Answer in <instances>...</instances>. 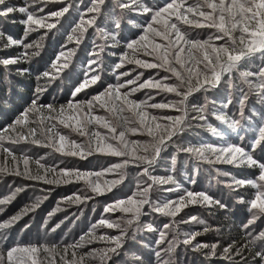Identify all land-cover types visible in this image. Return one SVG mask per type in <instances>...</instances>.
<instances>
[{"label": "snow or ice", "instance_id": "6c2138e0", "mask_svg": "<svg viewBox=\"0 0 264 264\" xmlns=\"http://www.w3.org/2000/svg\"><path fill=\"white\" fill-rule=\"evenodd\" d=\"M0 184V264H264V0H0Z\"/></svg>", "mask_w": 264, "mask_h": 264}, {"label": "rangeland", "instance_id": "374dc122", "mask_svg": "<svg viewBox=\"0 0 264 264\" xmlns=\"http://www.w3.org/2000/svg\"><path fill=\"white\" fill-rule=\"evenodd\" d=\"M13 31H15V29H13ZM4 190H5V189H4L3 184H0V193H2ZM59 191H60V189H58L56 192H54V193L52 194V196H50L49 199H48L47 201H45V203L42 205V209L47 210V209H50V207L54 206V204H55V200H56V198H57V195H58ZM23 200H24V197L22 196L21 198L18 199L17 202H15L12 206H10V209H11V210H14V209L19 205V203H21ZM38 211H39V210H38ZM25 219H26V218H25ZM37 219H39V216L37 217ZM82 226H83V225H81V227H82ZM78 230H79V229H77V231H78ZM213 235H214L213 233L206 234V235L203 237V239H211Z\"/></svg>", "mask_w": 264, "mask_h": 264}]
</instances>
